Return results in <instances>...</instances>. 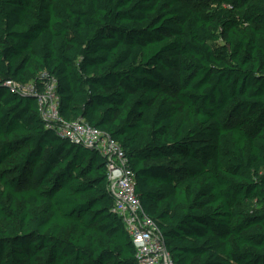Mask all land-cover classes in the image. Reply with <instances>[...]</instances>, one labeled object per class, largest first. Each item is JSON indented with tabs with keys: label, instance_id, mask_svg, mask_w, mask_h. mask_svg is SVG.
<instances>
[{
	"label": "trees",
	"instance_id": "16d2710c",
	"mask_svg": "<svg viewBox=\"0 0 264 264\" xmlns=\"http://www.w3.org/2000/svg\"><path fill=\"white\" fill-rule=\"evenodd\" d=\"M44 73L175 264H264V0H0V264H138L106 157L6 86Z\"/></svg>",
	"mask_w": 264,
	"mask_h": 264
},
{
	"label": "built area",
	"instance_id": "2783aa9c",
	"mask_svg": "<svg viewBox=\"0 0 264 264\" xmlns=\"http://www.w3.org/2000/svg\"><path fill=\"white\" fill-rule=\"evenodd\" d=\"M41 84L21 85L7 82L12 91L36 96L39 112L45 123L74 143L100 152L107 159L108 189L114 200L113 211L122 219L132 239L138 264H175L167 250L157 223L144 211L136 193V179L121 146L101 130L84 120L66 122L60 116L58 80L48 73Z\"/></svg>",
	"mask_w": 264,
	"mask_h": 264
},
{
	"label": "water",
	"instance_id": "95a60500",
	"mask_svg": "<svg viewBox=\"0 0 264 264\" xmlns=\"http://www.w3.org/2000/svg\"><path fill=\"white\" fill-rule=\"evenodd\" d=\"M34 99H36V96L35 97H33Z\"/></svg>",
	"mask_w": 264,
	"mask_h": 264
}]
</instances>
